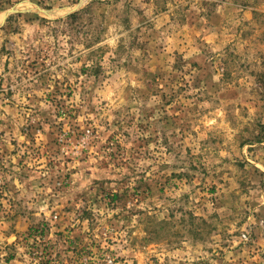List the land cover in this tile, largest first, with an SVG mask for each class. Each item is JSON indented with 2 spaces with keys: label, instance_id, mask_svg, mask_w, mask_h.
<instances>
[{
  "label": "rangeland",
  "instance_id": "obj_1",
  "mask_svg": "<svg viewBox=\"0 0 264 264\" xmlns=\"http://www.w3.org/2000/svg\"><path fill=\"white\" fill-rule=\"evenodd\" d=\"M0 16V264H264V0Z\"/></svg>",
  "mask_w": 264,
  "mask_h": 264
},
{
  "label": "water",
  "instance_id": "obj_2",
  "mask_svg": "<svg viewBox=\"0 0 264 264\" xmlns=\"http://www.w3.org/2000/svg\"><path fill=\"white\" fill-rule=\"evenodd\" d=\"M36 10H37L38 13H42V14L48 16V17L52 16V14H53V11H47V10H43V9H41V8H36ZM27 11H29V10H18V9H16V8H12V9H10L9 11H7V12L5 13V18H6L8 15H10L11 13L27 12Z\"/></svg>",
  "mask_w": 264,
  "mask_h": 264
},
{
  "label": "trees",
  "instance_id": "obj_3",
  "mask_svg": "<svg viewBox=\"0 0 264 264\" xmlns=\"http://www.w3.org/2000/svg\"><path fill=\"white\" fill-rule=\"evenodd\" d=\"M81 13H75V14H72V15H70V16H68L67 17V19H75V18H77L79 15H80Z\"/></svg>",
  "mask_w": 264,
  "mask_h": 264
},
{
  "label": "bare ground",
  "instance_id": "obj_4",
  "mask_svg": "<svg viewBox=\"0 0 264 264\" xmlns=\"http://www.w3.org/2000/svg\"><path fill=\"white\" fill-rule=\"evenodd\" d=\"M1 16H2V15H1ZM1 16H0V17H1Z\"/></svg>",
  "mask_w": 264,
  "mask_h": 264
}]
</instances>
